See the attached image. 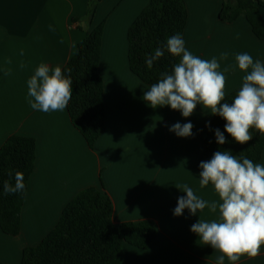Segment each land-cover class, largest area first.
<instances>
[{"label": "crops", "instance_id": "0c3cea01", "mask_svg": "<svg viewBox=\"0 0 264 264\" xmlns=\"http://www.w3.org/2000/svg\"><path fill=\"white\" fill-rule=\"evenodd\" d=\"M229 0H184L188 20L183 40L193 55L217 58L226 79L225 97L240 89L245 73L237 54L264 63V40L252 32L244 16L223 22ZM150 0H100L88 23V0H0V149L11 136L36 141L35 169L21 212V232L0 229V264H21L23 251L38 246L58 224L68 203L94 187L113 201V223L152 221L158 233L147 249L124 244L121 264H216L221 255L203 245L191 225L215 220L208 208L197 215L187 209L174 216L177 188L188 185L199 198L218 201L214 186L199 183L198 163L204 151L201 128L215 115L197 105L184 118L170 106L153 108L143 100L150 86L129 69L128 31ZM258 13L264 22V8ZM103 25L99 73L104 81L105 130L90 149L73 127L67 107L43 112L29 104L28 80L40 64L63 69L77 46ZM221 53H227L221 59ZM228 68L227 72L224 69ZM51 74V73H50ZM191 122L193 135L178 137L169 128ZM264 164V152L262 160ZM224 264H232L225 258ZM235 264H264V246L256 257Z\"/></svg>", "mask_w": 264, "mask_h": 264}, {"label": "trees", "instance_id": "16d2710c", "mask_svg": "<svg viewBox=\"0 0 264 264\" xmlns=\"http://www.w3.org/2000/svg\"><path fill=\"white\" fill-rule=\"evenodd\" d=\"M87 22L93 21L100 0H88ZM264 8V0H229L219 18L233 23L244 16L255 37L264 40V22L258 10ZM188 12L184 0H150L149 5L135 19L128 31L129 69L142 83L151 86L158 83L161 73L171 71L178 58L165 53L149 68L146 57L176 33L184 36ZM104 27L99 25L77 46L76 51L62 73L72 81V97L67 112L73 127L81 134L87 146L94 148L105 130L106 105L104 81L99 73ZM239 89L225 97L229 102ZM226 121L218 115L200 131L204 151L198 163L210 160L216 151L230 150L243 155L254 163L262 160L264 133L250 130L252 140L236 143L224 131ZM210 124V127L206 126ZM224 133L227 143L218 145L214 130ZM36 141L33 138L11 136L0 149V229L8 236L21 232V212L28 190L29 179L35 169ZM15 183V172L24 176L25 191L2 194V183ZM211 184V183H209ZM113 201L94 187L86 188L65 207L52 232L36 247L23 251L21 264H121L124 261V244L138 249L149 248L158 229L152 221L113 223Z\"/></svg>", "mask_w": 264, "mask_h": 264}, {"label": "clouds", "instance_id": "9594fccd", "mask_svg": "<svg viewBox=\"0 0 264 264\" xmlns=\"http://www.w3.org/2000/svg\"><path fill=\"white\" fill-rule=\"evenodd\" d=\"M178 58L171 71L161 73L158 83L144 92L143 100L151 107L170 106L179 110L184 118L193 115L197 105L209 114L218 115L226 121L224 131L241 145L252 140L250 130L255 128L264 133V63L254 62L248 53L237 54L238 67L245 73L242 87L229 102L225 101L226 79L221 72L217 58L202 59L185 47L180 33L166 39L153 54L146 57L151 68L165 53ZM227 53L220 58L226 59ZM229 69L225 68L224 72ZM51 73V74H50ZM29 104L32 109L43 112L63 111L72 97V81L62 73L60 66L40 64L28 80ZM210 127V124L206 125ZM194 125L191 122L173 124L169 131L178 137H191ZM216 143L224 145L227 139L219 128L214 130ZM199 183L203 188L209 183L214 186L218 201L199 198L191 187L183 185L186 195L177 199L174 216H182L187 209L190 215H197L205 208L211 213L219 212L215 220L198 219L191 225L203 245L210 246L221 255L216 264H224L225 258L235 264L241 257H256L264 246V164L254 163L243 155H234L230 150L214 152L212 158L199 164ZM2 183V194H16L25 191L23 173L15 172V183Z\"/></svg>", "mask_w": 264, "mask_h": 264}]
</instances>
